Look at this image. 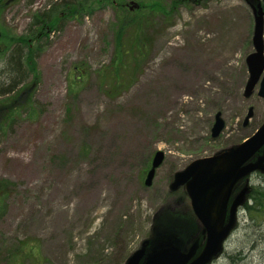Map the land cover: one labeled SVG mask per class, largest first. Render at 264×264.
<instances>
[{
  "label": "rangeland",
  "instance_id": "374dc122",
  "mask_svg": "<svg viewBox=\"0 0 264 264\" xmlns=\"http://www.w3.org/2000/svg\"><path fill=\"white\" fill-rule=\"evenodd\" d=\"M60 1L0 0V51ZM249 1L122 0L124 8H113L108 0L84 19L61 20L40 51L32 41L27 82L0 97V181L8 182L0 189V264H124L143 242L170 233L188 247L200 225L184 189L170 191L174 173L264 122L258 84L244 96ZM126 10L135 22L125 41L139 24L145 55L121 68L114 35ZM5 71L0 59V90ZM217 113L225 126L212 139ZM157 151L164 159L147 187ZM250 184L264 188V177ZM257 225L240 208L211 264H264L250 247L264 230V221Z\"/></svg>",
  "mask_w": 264,
  "mask_h": 264
},
{
  "label": "water",
  "instance_id": "95a60500",
  "mask_svg": "<svg viewBox=\"0 0 264 264\" xmlns=\"http://www.w3.org/2000/svg\"><path fill=\"white\" fill-rule=\"evenodd\" d=\"M249 6L254 21L253 52L245 59L248 79L244 96L249 97L259 82L257 95L264 98V0H256ZM137 8V4L129 7L130 10ZM251 116L252 109H249L244 124ZM223 128L224 121L217 113L211 137L219 136ZM163 159L164 154L160 151L153 155L145 186L151 185ZM255 172L264 174V122L245 141L211 156L192 160L173 175L169 189L172 192L181 187L184 189L193 216L200 225L199 234L203 237L201 250L198 251V236L186 247L180 236L170 233L151 242H143L124 264H211L220 256L237 225L238 211L247 200L249 177ZM243 180V187L233 195L228 207L235 186Z\"/></svg>",
  "mask_w": 264,
  "mask_h": 264
},
{
  "label": "trees",
  "instance_id": "16d2710c",
  "mask_svg": "<svg viewBox=\"0 0 264 264\" xmlns=\"http://www.w3.org/2000/svg\"><path fill=\"white\" fill-rule=\"evenodd\" d=\"M107 1L108 0H61L58 3L51 2V4H48L47 11L42 13L39 12L38 14L35 13L28 26V34L13 39L8 50L4 49L6 50L4 53L2 52L4 50L0 51V59L3 61L4 66H6L7 71L5 72L8 78L7 86L0 90V97L15 93L19 85L22 86L27 82V75L32 68L30 58H33L34 50L40 51V47L46 42L49 33L57 29L56 25L61 20L84 19L91 14L94 8H99L101 5H103L101 6L103 8L107 4ZM116 1L118 3L111 0L109 4L113 8H119V6L123 7L122 4H120L122 0ZM101 2H103V4H100ZM129 14L130 11L126 10V14L121 17L114 35L113 63L119 65L121 68L124 62L128 60L138 65L140 59L145 55L143 45L144 37L141 36L142 27L139 24H134L135 29L132 34V39H129L128 42L125 41L126 35L128 34L126 30L130 29L135 22V19L131 18ZM32 41H34L36 46L35 49L33 47V50L30 49ZM77 72L79 75L75 80L82 81L86 73L83 70H77ZM115 81L120 82L119 77L115 76ZM255 175L264 177V174L261 173H255L253 176ZM244 183L245 180L242 181L240 186H243ZM7 185L8 182L0 181V189L7 187ZM248 189L247 201L243 205L242 210L248 215L249 219L257 225L264 221V188L262 186H253L248 182ZM1 198L2 194L0 193V202Z\"/></svg>",
  "mask_w": 264,
  "mask_h": 264
},
{
  "label": "bare ground",
  "instance_id": "6f19581e",
  "mask_svg": "<svg viewBox=\"0 0 264 264\" xmlns=\"http://www.w3.org/2000/svg\"><path fill=\"white\" fill-rule=\"evenodd\" d=\"M259 229H261V227H259ZM254 230L257 232V229L256 228ZM258 232L259 233L256 236V240L254 242H252V244L250 245V247H252V250H254L256 252L259 251L258 253L261 256L264 257V253H263V251H264V247H263V245H264V230L261 229V230H258ZM259 247H262V249L261 250H258ZM240 256L235 258L234 263H236V262L239 263L238 260L240 259ZM242 262H243V257L241 258V263Z\"/></svg>",
  "mask_w": 264,
  "mask_h": 264
},
{
  "label": "flooded vegetation",
  "instance_id": "af4514ba",
  "mask_svg": "<svg viewBox=\"0 0 264 264\" xmlns=\"http://www.w3.org/2000/svg\"><path fill=\"white\" fill-rule=\"evenodd\" d=\"M238 187H239V188H238ZM240 189H241V186H240V184H239V185L236 186V188H235V192H236V193L239 192ZM230 204H231V200H230L229 203H228V207H229ZM202 245H203V237H202V235H201L200 238H199V249H198V251L201 250Z\"/></svg>",
  "mask_w": 264,
  "mask_h": 264
}]
</instances>
